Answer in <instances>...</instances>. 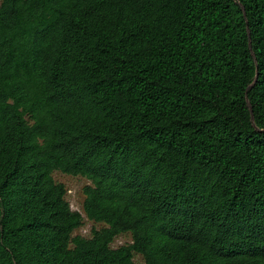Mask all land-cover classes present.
Here are the masks:
<instances>
[{
  "label": "trees",
  "instance_id": "16d2710c",
  "mask_svg": "<svg viewBox=\"0 0 264 264\" xmlns=\"http://www.w3.org/2000/svg\"><path fill=\"white\" fill-rule=\"evenodd\" d=\"M136 254L264 264V0H2L0 264Z\"/></svg>",
  "mask_w": 264,
  "mask_h": 264
},
{
  "label": "rangeland",
  "instance_id": "374dc122",
  "mask_svg": "<svg viewBox=\"0 0 264 264\" xmlns=\"http://www.w3.org/2000/svg\"><path fill=\"white\" fill-rule=\"evenodd\" d=\"M2 0H0L1 3ZM54 179L57 183L63 184L67 190L66 200L69 202L71 209L73 211L79 212L84 217V225L81 229L77 230L74 235L82 236L84 238L92 237L93 230H101L105 227L104 224H96L89 221L86 218L84 212V201L85 193L84 188L90 185V182L82 176H70L61 172H56L54 174ZM133 243V238L130 233L120 235L113 243V248H120L122 246L131 245ZM134 261L137 264H144V259L140 255H135Z\"/></svg>",
  "mask_w": 264,
  "mask_h": 264
}]
</instances>
